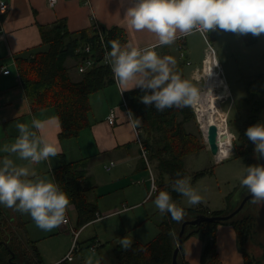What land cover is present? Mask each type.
Returning a JSON list of instances; mask_svg holds the SVG:
<instances>
[{
  "label": "crops",
  "instance_id": "crops-1",
  "mask_svg": "<svg viewBox=\"0 0 264 264\" xmlns=\"http://www.w3.org/2000/svg\"><path fill=\"white\" fill-rule=\"evenodd\" d=\"M0 1L7 6L5 11H0V148L5 143L11 144L14 142V139L19 135L16 128L17 123H30L33 119L43 121L55 119L57 123L48 125L45 131L50 139L58 140L62 152L57 157L50 158L49 161L32 165V168L38 176L54 179L58 183L56 170L64 160L67 163L81 162L80 170L83 172V178L79 181L80 186L88 200L98 207L95 219L82 225L78 210L70 204L67 210L70 214H68V223L60 225L58 229L55 228L50 233L54 234L53 232L59 231L67 237V240L65 242L60 240L55 245H48L43 242L50 234L42 231L37 226L35 227V223L29 215L21 214L0 205L6 217L12 223L25 224L27 237L36 245L43 264L45 261L50 262L49 264H60L63 261L73 264L76 256L78 254L82 256L83 250L88 246L85 244V240L80 239L89 226L100 220L120 216L126 212H128V217L122 219V228H130L131 231H134L140 226L145 227L150 224L153 230L149 229V232L156 231L154 237L150 240L152 241L158 235V227L165 221L166 214L161 215L153 204V200L160 190L150 195L152 179L154 178L153 172L150 169L147 175L143 170L147 163L142 157L141 147L137 143V131H140V136L144 140L143 131L140 128L133 130L129 127L127 117L130 109L128 97L137 89L121 95L114 81L112 85L93 93L90 97L92 106L89 115L90 125L84 128L78 137L62 139V126L53 110L49 109L40 114L32 112L25 89L21 83L17 60L19 58H32L38 53L48 51L49 46L43 43V30H49L59 23L65 24L67 30L72 34L93 29L95 25L100 26L102 29L105 28L106 31L119 28L125 34V44L132 43L139 47L155 44L157 37L146 30L141 32L130 30L124 17L125 7L128 4L125 3L121 6L120 0H58L56 6L52 8L49 7L48 0ZM198 35L201 34L196 32L192 35L183 36L170 46L165 45L156 48L161 56L171 52L173 57L177 59V65L182 68L184 78L187 79L189 76L194 81V72L201 68L204 60V57L197 58V64L195 63L196 66H194L195 59L192 57V52L194 51V40L199 37ZM181 46L185 52L184 58L180 53ZM205 50L206 48L204 49V56ZM186 61H190L191 65H187ZM66 66L69 69L71 79L79 81L81 73H79L80 66L77 67V61L69 58ZM5 70H10V74L5 75L3 73ZM125 100L128 108L124 105ZM113 109L116 110V118L113 122H110L108 118ZM4 155L8 154L0 152V160L3 159ZM11 158L17 164L26 163L18 160L14 155ZM150 161L156 171L157 180L154 178L155 184L160 188L164 181L157 166L158 162ZM111 162H115V165L108 170L107 167ZM164 180H167L166 176H164ZM167 188L170 187L166 186ZM233 195L234 191L224 194L219 207H216V204L209 203L203 211L208 214L223 212L228 208V205L230 206V197ZM173 200L177 201L179 199ZM149 203L151 207H148ZM132 211L138 212H133L131 215L130 212ZM97 215L100 217L97 218ZM125 221L129 225H125ZM113 230L115 229L111 227L105 232L113 233ZM76 231H80V250L73 255L71 260H67L69 239L71 236L73 238ZM105 232H103L104 235ZM201 236L197 234L189 236L185 240L180 257L187 264H201V257L209 239ZM119 238L106 239L107 242L101 243L99 234L96 232L86 240H90L87 242L90 246L98 242V249L99 247H111L116 263L115 248L118 245ZM128 238L131 239L130 236ZM214 240L218 253V264H245L238 234L232 225H219ZM137 242L143 243L133 240V243ZM106 244L108 245L106 246Z\"/></svg>",
  "mask_w": 264,
  "mask_h": 264
},
{
  "label": "clouds",
  "instance_id": "clouds-1",
  "mask_svg": "<svg viewBox=\"0 0 264 264\" xmlns=\"http://www.w3.org/2000/svg\"><path fill=\"white\" fill-rule=\"evenodd\" d=\"M125 3L127 27L136 32L146 30L157 37V42L139 47L109 41L111 50L106 52L105 62L111 67L121 95L139 89L144 93L140 102L159 112L192 105L199 98V90L182 77L177 59L161 56L157 47L170 46L180 37L196 32L203 35L217 29L237 35L264 34V0H120L121 6ZM56 4L57 0H50L49 7ZM127 117L131 129L140 127L141 119L131 109ZM56 123L55 119L17 123L19 135L0 148V152L8 154L0 160V205L29 215L42 231H52L65 223L70 205V196L59 183L38 176L32 168L61 154L58 140L50 139L45 131L48 125ZM245 135L255 146L254 156L264 158V122L249 126ZM13 155L26 163H15ZM175 175L171 190L186 198L189 205L200 204L203 197L192 186L190 177L180 171ZM240 183L247 189L251 204L264 206V165H248ZM153 204L161 215L169 214L178 223L184 220L185 210L177 206L169 191H159ZM117 243L128 251L133 240L124 236ZM89 251L85 264H100L95 249Z\"/></svg>",
  "mask_w": 264,
  "mask_h": 264
},
{
  "label": "trees",
  "instance_id": "trees-1",
  "mask_svg": "<svg viewBox=\"0 0 264 264\" xmlns=\"http://www.w3.org/2000/svg\"><path fill=\"white\" fill-rule=\"evenodd\" d=\"M103 35L104 44L100 33L94 28L72 34L65 24L59 23L49 30H43V43L49 46L48 51L38 53L32 58L17 60L21 83L32 112L40 114L49 109L53 110L62 126V139L76 138L84 128L90 125L91 95L114 83L111 67L104 63L106 52L111 50L108 42L115 40L123 46L126 38L123 30L119 28L107 30ZM88 45L91 47V52L87 55L83 54L81 50ZM165 55H172V53L168 52ZM87 57L93 60L92 67L81 74L79 81H73L66 66L67 60L75 59L79 67L82 60ZM177 67L182 73V68L179 65ZM182 77L184 78L183 73ZM247 92L246 104L252 107V118L247 124L248 128L264 122V73L248 85ZM143 94L139 89L133 91L128 97L129 108L136 117L141 119L139 128L143 131V141L148 148L149 160L158 162L157 166L164 181L160 187H170L172 181L176 179L177 171H180L183 176L187 175L185 158L202 150L198 136L189 132L187 127L195 121V112L191 105L183 108L173 107L159 112L154 107L140 102ZM245 133V131L241 133L240 139L247 143ZM239 157L244 159L247 166L253 164L250 157L242 151H239ZM255 160L257 162V158ZM80 165H82L81 162L67 163L64 160L56 170V178L60 187L70 196V204L78 210L80 223L83 225L95 219L98 207L88 200L80 186L79 181L83 178ZM210 173V171H202L194 176L198 179ZM164 176L167 177L166 181ZM157 187L159 191L160 188ZM181 197L177 193L174 195L175 199ZM183 209L186 215L179 223L166 214L165 221L158 227V235L152 241L133 243L128 251L123 250L118 244L115 248L116 263L171 264L177 235L181 224L187 220V215H223L222 212L208 214L200 209ZM242 213L226 223L204 222L197 230L186 235L185 240L197 234L209 238L201 257V264L219 263L214 237L217 227L221 224H231L236 229L245 264H255V259L245 249V244L257 233L255 217L251 213L246 215ZM5 244H8L15 254L12 262L10 261L12 253ZM18 255L23 261H19ZM15 262L43 264L36 245L27 237L25 224L12 223L0 206V264H15ZM60 264L68 263L63 261ZM179 264L187 263L179 257Z\"/></svg>",
  "mask_w": 264,
  "mask_h": 264
},
{
  "label": "rangeland",
  "instance_id": "rangeland-1",
  "mask_svg": "<svg viewBox=\"0 0 264 264\" xmlns=\"http://www.w3.org/2000/svg\"><path fill=\"white\" fill-rule=\"evenodd\" d=\"M198 36L199 37L194 40V51L192 52V57L195 59L194 66L197 64V58H205L204 49L207 47L205 39L201 35ZM208 42L215 48L219 65L223 69V74L227 81H224V88L225 85H228L231 93V95L229 93L227 99L222 100V102L218 101V103L220 110L226 119L225 129L228 130V133L230 134L232 150L230 156L217 160V158L210 152L207 139L205 138V125H203L204 122H201L200 113H198L197 117L196 111L192 107L196 119L191 124L187 125V127L189 132L198 136L202 150L200 153L192 154L185 158V168L187 171L186 176L190 177L192 186L203 197V200L200 204L195 206L189 205L187 199L184 197L175 202L177 203V206L181 208H194L200 210L206 209L209 203L216 204V207H219L224 194L233 191L235 194L240 188V180L245 174L247 164L242 157H239V151H242L243 154L250 157L253 164H257L255 160L256 157L254 156V144L250 140H247V143H245L243 139H240V136L243 131L246 132L247 124L251 122L252 118V107L251 105L246 104L248 85L252 81L257 80L260 75L264 73V34H261L259 37L253 36L252 34L237 35L232 32H224L217 29L216 32H209ZM202 68L203 64L201 66V69ZM187 79L198 88L200 94L205 91L206 81L209 77L204 76L200 82L191 80L189 76ZM222 97L224 98V96ZM198 107L199 106H197V108ZM150 169L154 174V178L157 180L156 171L151 161L149 166H144L143 170L148 175ZM202 171H210L211 173L207 176L195 179L194 174ZM161 190L169 191L172 198L175 199L174 195L176 192L172 191L171 188L166 189V187H160V191ZM149 206L151 207L150 203L148 204V207ZM229 210L230 206L228 205V208L222 212L223 215L228 214ZM138 211H132L130 214L132 215L133 212ZM127 213L128 212L123 213L120 216L100 220L94 225L89 226L85 232H83L80 239L82 241L85 240L84 242L88 246L83 250L82 256L80 254L76 256L73 264H85L86 257L91 254L89 251L91 250V246L87 243L90 240H86V238L94 235L96 232L99 234L101 243L107 242L106 239H112L114 237L122 238L124 236H130L132 240H138L143 243L150 241L156 233L155 230L149 232V229L153 230L152 225L150 224L145 227L140 226V228H137L134 231H131L130 228H122L121 222L122 219L128 217ZM249 213L255 217L257 233L248 241V243L245 244V249L255 259V264H264V206L254 204L251 206L250 210H246V212L244 211L242 214L246 215ZM186 217L189 218L191 215H187ZM124 223L125 225H129L126 221ZM229 225L231 226V224ZM108 227L115 229L112 231L113 233L105 232L110 229ZM52 231H54V229ZM52 231H46V233L50 234ZM103 232L106 234L104 235ZM53 233L54 234H48L49 236L43 240L45 244L55 245L60 240L62 242L67 240V237L61 232L56 231ZM202 238L205 237L203 236ZM73 240L74 235L73 238L71 236L69 239L70 245L66 259L69 257L73 249ZM107 245L108 244H106V246ZM96 258L100 259V264H116L114 262L113 251L109 246L99 247L96 251ZM19 261H23L20 256ZM49 263L50 262L45 261L44 264Z\"/></svg>",
  "mask_w": 264,
  "mask_h": 264
},
{
  "label": "built area",
  "instance_id": "built-area-1",
  "mask_svg": "<svg viewBox=\"0 0 264 264\" xmlns=\"http://www.w3.org/2000/svg\"><path fill=\"white\" fill-rule=\"evenodd\" d=\"M49 2H50V0H48V3H49ZM57 2H58V0H57ZM6 9H7L6 4H4L2 1H0V11L3 12V11H5ZM94 29L97 30L98 33H100V35H101V41H102V43L104 44L103 29H102L100 26H98V25H95ZM198 33H199V32H198ZM201 35H202V34H201ZM208 35H209V33H205V34L202 35L203 38L205 39L206 43H207V47H206V50H205V58H204V60H203V68H202V69L199 68V69H197V70L194 72V79H195L196 82H200L204 76L207 77V76H206L207 61H208L209 59H213L214 64H212V62H209V65L212 64L214 70L218 73V76H219L220 78H222V76H223L224 81H226V80H225V77H224V74H223V69H222L221 66L219 65V62H217L218 59H217V57H216V50H215V48H214V47L208 42ZM180 51H181V52H180V53H181V56L184 58V57H185V52L183 51L182 46L180 47ZM81 52H82L83 54H86V55H87V54H89V53L91 52V47L88 45V46L84 47V48L81 50ZM186 62H187V65H191V62H190V61H186ZM104 63H105L106 65H109L108 63L105 62V58H104ZM92 65H93V60H91L89 57L83 59V60H82V64L80 65V67H79V69H78V70H79V73H81V74L84 73L88 68L92 67ZM5 71H7V74H5ZM5 71L3 72L5 75H9L10 72H11L10 70H5ZM207 87H208V79H207V81H206L205 91L207 90ZM205 91H204V92H205ZM204 92H201V93L199 94V96H200L201 94H203ZM226 92H227V94H225V96H224V98H223L222 100H225V99L228 98V95H229V93H230V89H229V86H228V85H225V93H226ZM230 95H231V93H230ZM222 100H221V102H222ZM199 101H200V98H198L197 100H195V101L193 102V104L191 105V106L195 109L196 114H197V117H198V109H199V107H200V106H199V105H200V104H199ZM124 105H125L126 108H128V104H127L126 100H125V102H124ZM197 106H199V107L197 108ZM115 118H116V110L113 109V110H111L108 119H109L110 122H113V121L115 120ZM225 125H226V119H225ZM137 143H138V144L140 145V147H141L142 157L144 158V160L146 161L147 165L149 166L150 160H149L148 148H147L146 144L144 143L143 139L141 138V136H140V131H139V130L137 131ZM114 165H115V162H111L110 165L107 167V169H108V170L111 169L112 166H114ZM152 178H153V177H152ZM152 180H153V183H152V188H151V191H150V195H152V194L158 192V187H157L156 184H155L154 178H153ZM98 217H100V216L97 215V218H98ZM68 221H69V215H68V211H67V213H66V222L63 223L62 225H66V224L68 223ZM79 236H80V231H76V232H74V240H73V245H74V246H73V249H72V251H71V254H70L69 257L67 258V260H71L72 257H73V255L79 251ZM98 244H99L98 242L95 243L93 246H91V249H95V251H96V250L98 249Z\"/></svg>",
  "mask_w": 264,
  "mask_h": 264
},
{
  "label": "water",
  "instance_id": "water-1",
  "mask_svg": "<svg viewBox=\"0 0 264 264\" xmlns=\"http://www.w3.org/2000/svg\"><path fill=\"white\" fill-rule=\"evenodd\" d=\"M103 32H106V29L103 28ZM207 143L209 145L210 152L216 157L220 152L219 147V132L217 129H212L207 138ZM258 164L264 165V158L257 159ZM250 195L247 189L244 186H240V188L235 192L231 199L230 210L226 215H213L208 216L205 214H197L191 216L190 219L185 220L180 227V231L177 235L176 245L173 253L172 263L171 264H179V257L183 250L185 237L190 234L192 231L197 230L200 225L204 222L211 223H226L240 215L243 210L247 207L252 206L250 202ZM8 250L12 253V259L15 257V254L12 252L11 248L8 244H5ZM15 264H31L29 262H15Z\"/></svg>",
  "mask_w": 264,
  "mask_h": 264
},
{
  "label": "bare ground",
  "instance_id": "bare-ground-1",
  "mask_svg": "<svg viewBox=\"0 0 264 264\" xmlns=\"http://www.w3.org/2000/svg\"><path fill=\"white\" fill-rule=\"evenodd\" d=\"M213 59L207 61L206 72L208 79L207 90L199 96V109L201 122H204L205 138H208V134L212 129H217L219 132V147L220 152L216 156L217 160L230 156L232 146L231 139L228 130L225 129V118L220 110L218 101L223 99L225 96L224 79L218 76V73L214 70ZM223 87V88H222ZM218 91V92H217Z\"/></svg>",
  "mask_w": 264,
  "mask_h": 264
},
{
  "label": "flooded vegetation",
  "instance_id": "flooded-vegetation-1",
  "mask_svg": "<svg viewBox=\"0 0 264 264\" xmlns=\"http://www.w3.org/2000/svg\"><path fill=\"white\" fill-rule=\"evenodd\" d=\"M250 208H251V206L247 207V205H246V207H245V209L243 210V212H244V211L246 212V210H250Z\"/></svg>",
  "mask_w": 264,
  "mask_h": 264
}]
</instances>
